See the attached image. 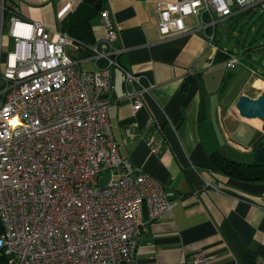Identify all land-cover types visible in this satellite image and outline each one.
<instances>
[{
  "label": "built area",
  "instance_id": "1",
  "mask_svg": "<svg viewBox=\"0 0 264 264\" xmlns=\"http://www.w3.org/2000/svg\"><path fill=\"white\" fill-rule=\"evenodd\" d=\"M15 8L0 0V33L10 11L12 40L0 68V250L6 263L136 264L142 230L171 210L173 194L148 172L125 171L108 105L115 70L123 75L120 98L134 112L146 97L156 102V83L119 62L126 48L117 44L108 7L99 11L104 35L91 44L22 19ZM254 9L264 12V0L159 1L157 27L162 40L199 31L211 41L217 22ZM191 16L198 26L186 24ZM70 44L89 52L92 69L80 67ZM223 52L227 68L241 63L238 53ZM146 144L154 154L163 149L153 136ZM204 182L214 186L207 176ZM192 256L193 264L209 258L199 250Z\"/></svg>",
  "mask_w": 264,
  "mask_h": 264
},
{
  "label": "crops",
  "instance_id": "2",
  "mask_svg": "<svg viewBox=\"0 0 264 264\" xmlns=\"http://www.w3.org/2000/svg\"><path fill=\"white\" fill-rule=\"evenodd\" d=\"M5 1L8 10L16 6L18 17L39 21L49 30L72 36V31L84 29L73 23L82 0ZM159 1L179 0L102 3L110 9L117 26V44L126 48L119 62L156 83V102L146 97L144 106L134 112L130 101L120 98L124 89L122 73L113 72L108 118L119 154L127 159L124 169L132 174H152L162 182L164 191L173 194L171 210L147 222L142 230L136 264H193L192 253L198 250L209 256L200 264H264V181L235 178L218 170L202 144L198 127L203 109L212 142L221 154L226 152L220 148L225 141L232 152L240 153L238 156L254 155V144L264 134L261 121L240 116L235 103L242 94L256 97L261 93L264 68L254 69L245 63L252 48L248 45L238 50V40L235 45H223L215 35L210 41L199 31L162 40L157 27ZM10 14L6 11L0 33V68L12 47L8 35ZM186 24L196 27L198 20L191 16ZM90 25L86 26L93 42L101 39L104 28L99 16ZM223 49L238 53L242 62L237 65L249 72L237 65L227 68ZM67 50L78 59L80 67L93 68L86 49L70 44ZM260 64L264 67V61ZM250 69L257 74L252 75ZM233 81L239 85L237 91L226 93L224 89ZM219 93L221 96L212 105ZM149 136L163 144L161 153L150 151L146 144ZM227 157L246 163L255 159ZM205 176L214 186L205 184ZM143 216L147 217L145 210Z\"/></svg>",
  "mask_w": 264,
  "mask_h": 264
},
{
  "label": "trees",
  "instance_id": "3",
  "mask_svg": "<svg viewBox=\"0 0 264 264\" xmlns=\"http://www.w3.org/2000/svg\"><path fill=\"white\" fill-rule=\"evenodd\" d=\"M102 3L103 0H82L80 7L74 13L75 19L73 23H75L76 26L83 27L84 29L80 31L79 29H76V31L71 32L73 38L77 40V42H80L81 44H91L93 42L90 31L88 30L89 27H87L86 25L88 24V26H91L90 24L93 22V19L96 20L97 16H99V11L103 7ZM73 25L74 24H72V26ZM72 28L68 30L70 31ZM81 48L83 47L81 46ZM247 48L248 47H246L245 50ZM198 127L199 134L202 139V144L218 170H220L225 175L235 178L251 181H264V162H259L256 158L249 163L236 161L230 157L224 156L218 151V149H216L212 142V138L206 123V115L203 109L200 110ZM1 228L2 226L0 223V230ZM0 264H7L5 256L3 255V252L1 250Z\"/></svg>",
  "mask_w": 264,
  "mask_h": 264
},
{
  "label": "rangeland",
  "instance_id": "4",
  "mask_svg": "<svg viewBox=\"0 0 264 264\" xmlns=\"http://www.w3.org/2000/svg\"><path fill=\"white\" fill-rule=\"evenodd\" d=\"M215 37L216 39H219L223 45H235L236 40H238V50L240 47L250 45L252 48V53L250 57L244 59L245 63L249 62L254 69H257L258 67L264 68L260 64L262 61H264V59H262L264 58V12H261L259 9H254L245 13H238L231 19L217 22L215 26ZM237 66H239L238 68L243 67L240 65ZM243 68L249 72L245 66ZM219 85L220 82L218 81L216 89H219ZM238 87L239 85L236 84V81H233V83H230V85L224 90L226 93L232 92L234 94ZM220 94L221 93L215 95L216 97H213L214 99L212 101V105L215 104V99L221 96ZM220 148L222 151H226L223 155H232L235 159L256 158L253 154L250 157V154L248 153H243V155L238 156L240 153L237 151L232 152L230 147L226 145L225 141L221 142Z\"/></svg>",
  "mask_w": 264,
  "mask_h": 264
},
{
  "label": "water",
  "instance_id": "5",
  "mask_svg": "<svg viewBox=\"0 0 264 264\" xmlns=\"http://www.w3.org/2000/svg\"><path fill=\"white\" fill-rule=\"evenodd\" d=\"M235 108L242 117L260 119L262 121L261 130L264 132V89L256 97H250L246 94L240 95L235 103ZM254 145L257 161L264 162V135H261Z\"/></svg>",
  "mask_w": 264,
  "mask_h": 264
},
{
  "label": "bare ground",
  "instance_id": "6",
  "mask_svg": "<svg viewBox=\"0 0 264 264\" xmlns=\"http://www.w3.org/2000/svg\"><path fill=\"white\" fill-rule=\"evenodd\" d=\"M258 119V118H257ZM258 120H260V119H258ZM261 121V120H260ZM261 125H262V121H261Z\"/></svg>",
  "mask_w": 264,
  "mask_h": 264
}]
</instances>
